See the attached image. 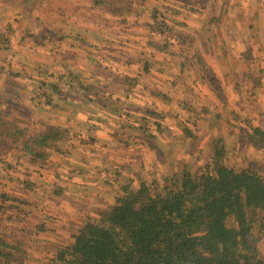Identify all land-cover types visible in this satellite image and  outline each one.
Segmentation results:
<instances>
[{
  "label": "rangeland",
  "instance_id": "1",
  "mask_svg": "<svg viewBox=\"0 0 264 264\" xmlns=\"http://www.w3.org/2000/svg\"><path fill=\"white\" fill-rule=\"evenodd\" d=\"M98 2L0 0V133L49 128L57 140L35 162L23 138L0 147V254L10 264H61L123 185L198 177L215 140L223 166L264 175V145L249 139L264 129V0H122L124 19ZM252 218L247 248L263 256L264 214Z\"/></svg>",
  "mask_w": 264,
  "mask_h": 264
},
{
  "label": "trees",
  "instance_id": "2",
  "mask_svg": "<svg viewBox=\"0 0 264 264\" xmlns=\"http://www.w3.org/2000/svg\"><path fill=\"white\" fill-rule=\"evenodd\" d=\"M98 1L118 19L130 12L122 0ZM6 83L17 88L14 80ZM55 133L49 128L32 137L27 133V137L19 132L13 136L0 133V147L10 146L9 137L16 138L10 148L23 138L20 144L25 143L24 150L33 156V161L45 160L49 147L57 143ZM249 139L254 147L264 145V129L253 128ZM214 142L213 159L202 170L206 173L198 177L183 172L170 184L166 179L162 189L159 180L154 184L142 180L133 188L123 185L117 190L120 195L114 205L100 213L102 222L87 223L74 236L73 244L58 256L60 263L264 264V254L261 256L252 246L247 248L254 234L252 215L264 214V175L252 166L240 172L223 166L218 141ZM10 262L8 256L0 254V264ZM18 263L23 264L21 260Z\"/></svg>",
  "mask_w": 264,
  "mask_h": 264
},
{
  "label": "crops",
  "instance_id": "3",
  "mask_svg": "<svg viewBox=\"0 0 264 264\" xmlns=\"http://www.w3.org/2000/svg\"><path fill=\"white\" fill-rule=\"evenodd\" d=\"M94 35H95V32H94ZM138 67V65L136 66V68ZM147 67H150V65L149 64H146L145 63V66H144V70L146 71V77H145V80H149V78L150 77H152V73L147 69ZM56 68H57V65H56ZM57 71V70H56ZM132 80H133V84H132V86L130 87V89H129V92H133V91H136L137 90V88H138V86L136 85V82H138V78H134V77H132ZM65 84H67V83H65ZM96 84H86V85H84V84H80V85H77V86H72V85H69L68 84V87H71L72 86V88H76V90L77 91H79L80 92V88H84L85 89V91H89V90H94L95 88H96V86H95ZM65 86V85H64ZM97 88H99V87H97ZM132 97H134V95L133 94H130V96H129V98H132ZM123 98H124V96H123ZM89 100V99H88ZM89 101H91V100H89ZM92 102H94L95 103V101L93 100ZM97 102V101H96ZM77 105V104H76ZM125 111V110H124ZM93 118H95L94 116H92ZM117 118L118 119H120V120H122V119H126V120H128V119H130V120H132L131 121V123L132 124H136V122L138 121V119H139V117L137 116V115H134V114H124V113H121V114H118V116H117ZM103 120H106V118L105 119H103ZM97 121V120H96ZM92 125H94V123L95 122H90ZM128 140H129V138L126 140L127 142H128Z\"/></svg>",
  "mask_w": 264,
  "mask_h": 264
}]
</instances>
